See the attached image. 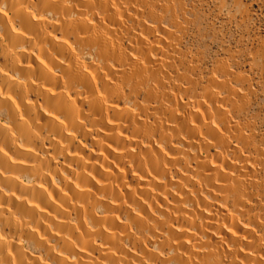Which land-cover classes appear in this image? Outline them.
Listing matches in <instances>:
<instances>
[{
    "label": "bare ground",
    "instance_id": "bare-ground-1",
    "mask_svg": "<svg viewBox=\"0 0 264 264\" xmlns=\"http://www.w3.org/2000/svg\"><path fill=\"white\" fill-rule=\"evenodd\" d=\"M164 3L0 0V264H264V137Z\"/></svg>",
    "mask_w": 264,
    "mask_h": 264
},
{
    "label": "rangeland",
    "instance_id": "rangeland-1",
    "mask_svg": "<svg viewBox=\"0 0 264 264\" xmlns=\"http://www.w3.org/2000/svg\"><path fill=\"white\" fill-rule=\"evenodd\" d=\"M167 1L158 12L162 28L178 31L174 20L178 21L183 32L181 51L200 76H218V65L227 67L234 86L246 94L247 112L241 119L263 138L264 0ZM184 87L180 86L182 94Z\"/></svg>",
    "mask_w": 264,
    "mask_h": 264
}]
</instances>
